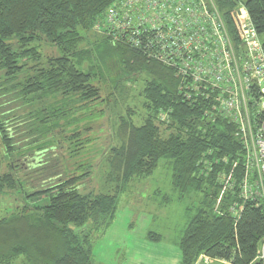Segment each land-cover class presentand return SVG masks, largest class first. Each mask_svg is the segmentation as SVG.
Wrapping results in <instances>:
<instances>
[{
  "label": "trees",
  "instance_id": "trees-1",
  "mask_svg": "<svg viewBox=\"0 0 264 264\" xmlns=\"http://www.w3.org/2000/svg\"><path fill=\"white\" fill-rule=\"evenodd\" d=\"M123 1L0 0V96H9L0 102V114L14 118L17 133L25 131L29 141L22 145L38 144L47 128L77 121L82 110L118 105L127 87L141 81L144 109L139 125L129 108L119 117L117 144L104 154L106 190L95 194L82 192L94 164L79 156L85 142L79 127L66 141L73 154L56 156L50 185L34 191L12 170L10 158L20 140L15 142L11 128L0 123V150L11 169L0 174V194L15 192L24 202L19 211L0 218V264L18 259L23 264H95L96 237L113 223L123 196L151 178L160 163L169 167L179 200L195 197L185 207V226L174 242L179 264H196L200 256L251 264L264 238V210L240 197L244 152L236 126L212 110L220 92L189 90L175 69L144 47H133L129 33L112 36L108 11ZM214 1L232 34L228 13L239 2L244 5L264 53V0ZM150 36L141 35L143 44ZM64 160H73L74 174L58 170ZM146 239L162 241L153 232Z\"/></svg>",
  "mask_w": 264,
  "mask_h": 264
},
{
  "label": "built area",
  "instance_id": "built-area-1",
  "mask_svg": "<svg viewBox=\"0 0 264 264\" xmlns=\"http://www.w3.org/2000/svg\"><path fill=\"white\" fill-rule=\"evenodd\" d=\"M228 15L234 34L214 0H124L108 20L112 36L129 33L133 47L175 69L189 90L220 92L212 110L236 126L244 152L240 197L264 210V53L244 5ZM251 264H264V238Z\"/></svg>",
  "mask_w": 264,
  "mask_h": 264
},
{
  "label": "rangeland",
  "instance_id": "rangeland-1",
  "mask_svg": "<svg viewBox=\"0 0 264 264\" xmlns=\"http://www.w3.org/2000/svg\"><path fill=\"white\" fill-rule=\"evenodd\" d=\"M44 49L47 53L51 52V49L46 46ZM128 87L122 101H118V105L105 106L102 104L88 112L82 110L76 115L77 121L71 122L70 120V123H61L63 125L58 129L47 128V133L39 138L38 144L22 145L23 141L24 143L29 141L27 136L24 139L25 131L17 133L14 118L7 116L1 118L4 114L1 113L0 123H6V129L11 128L10 134L15 142L20 140L16 146L17 152L10 159L16 165H12V170L20 179H23L25 188L36 191L50 185L47 179L57 173V170H53L55 157L67 159L70 154H73V150L66 144V141L70 138V131L79 127L85 141L79 150L81 151L79 156L80 154L87 156L94 164L93 173L89 177L90 180L84 181L85 185L82 192L83 194L104 192L106 190L103 183L104 154L108 152L110 147L117 144L115 136L119 117L126 114L125 109L127 108L134 112L132 119L137 125L141 124L144 117L143 98L141 96L142 81ZM7 98L9 96L5 95L3 98L0 96V102ZM40 144L53 147L56 151L41 152L40 148L37 147ZM71 162L73 163V160H64L62 170L60 168L58 170L68 176L71 173L74 174L76 171H74L75 167ZM7 163L8 160L3 156V151L0 150V174L11 171ZM170 179L169 167L165 163H160L151 178L142 183H136L130 189V196H123L113 223L95 239V264L126 263V255L129 253L126 244L131 241L140 242L138 244L148 247L147 251L141 252L147 256L150 253V247L147 246L149 244L153 246L165 243L178 248L174 242L185 226V207L193 202L195 197L192 196L189 198L190 200L188 198L179 200L177 194L172 191ZM56 180L54 179V181ZM164 197H168L169 203H164ZM23 204L24 202L18 194L15 195V192L0 194V218L14 211H19ZM41 204H46V202L42 201ZM149 232L160 235L162 241L154 243L147 240L146 234ZM156 246L154 247L155 250ZM12 264L23 263L21 259H18Z\"/></svg>",
  "mask_w": 264,
  "mask_h": 264
},
{
  "label": "crops",
  "instance_id": "crops-1",
  "mask_svg": "<svg viewBox=\"0 0 264 264\" xmlns=\"http://www.w3.org/2000/svg\"><path fill=\"white\" fill-rule=\"evenodd\" d=\"M140 242L131 241L126 245L128 247V254L126 255V263L124 264H178L180 262L181 254L178 248L170 246V244L159 243L149 246V255H143L141 252L147 251L146 246L138 244ZM156 246V250L154 247ZM226 264L224 261L211 260L207 257L200 256L196 264Z\"/></svg>",
  "mask_w": 264,
  "mask_h": 264
}]
</instances>
